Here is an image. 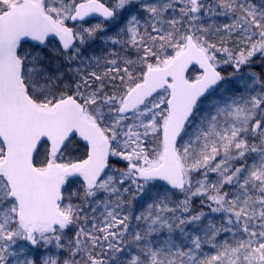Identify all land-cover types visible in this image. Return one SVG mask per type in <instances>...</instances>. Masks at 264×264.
<instances>
[{"label": "snow or ice", "instance_id": "6c2138e0", "mask_svg": "<svg viewBox=\"0 0 264 264\" xmlns=\"http://www.w3.org/2000/svg\"><path fill=\"white\" fill-rule=\"evenodd\" d=\"M0 264H264V0H0Z\"/></svg>", "mask_w": 264, "mask_h": 264}]
</instances>
